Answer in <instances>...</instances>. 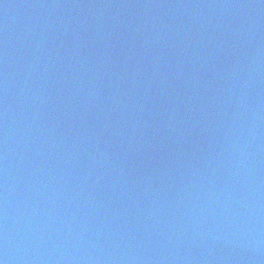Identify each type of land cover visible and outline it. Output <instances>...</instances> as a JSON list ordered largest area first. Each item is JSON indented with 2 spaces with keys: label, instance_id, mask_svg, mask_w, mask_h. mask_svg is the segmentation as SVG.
I'll list each match as a JSON object with an SVG mask.
<instances>
[{
  "label": "water",
  "instance_id": "1",
  "mask_svg": "<svg viewBox=\"0 0 264 264\" xmlns=\"http://www.w3.org/2000/svg\"><path fill=\"white\" fill-rule=\"evenodd\" d=\"M0 264H264V0H0Z\"/></svg>",
  "mask_w": 264,
  "mask_h": 264
}]
</instances>
